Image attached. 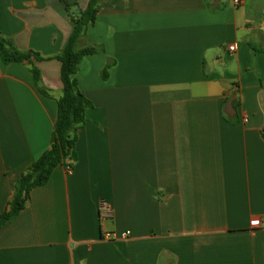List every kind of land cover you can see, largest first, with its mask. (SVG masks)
Returning <instances> with one entry per match:
<instances>
[{
    "label": "crops",
    "instance_id": "1",
    "mask_svg": "<svg viewBox=\"0 0 264 264\" xmlns=\"http://www.w3.org/2000/svg\"><path fill=\"white\" fill-rule=\"evenodd\" d=\"M73 29L61 0H0L20 51L55 57ZM86 43L74 158L0 228V264H264V0H104ZM34 64L50 95L0 58V214L59 115L62 64Z\"/></svg>",
    "mask_w": 264,
    "mask_h": 264
},
{
    "label": "trees",
    "instance_id": "2",
    "mask_svg": "<svg viewBox=\"0 0 264 264\" xmlns=\"http://www.w3.org/2000/svg\"><path fill=\"white\" fill-rule=\"evenodd\" d=\"M74 23L73 33L65 48L55 57L46 58L33 51H20L13 41L0 35V58L4 64L28 63L31 66L37 87L42 94L50 91L42 86L41 72L34 64L56 59L61 62L62 95L58 101L59 115L55 123L50 148L44 152L23 173L16 184L13 199L8 209L0 214V228L12 222L27 206L32 190L48 183L53 171L73 157L76 142L75 130L85 121L86 111L92 103L79 89L77 74L81 61L94 54L104 53L102 47L85 44L89 27L95 24L104 0H90L85 10H77L75 0H61ZM109 65L104 69L103 78L108 77ZM74 158V157H73Z\"/></svg>",
    "mask_w": 264,
    "mask_h": 264
},
{
    "label": "built area",
    "instance_id": "3",
    "mask_svg": "<svg viewBox=\"0 0 264 264\" xmlns=\"http://www.w3.org/2000/svg\"><path fill=\"white\" fill-rule=\"evenodd\" d=\"M243 3V0H234L235 5H241ZM228 49L231 53H235L236 51V45L232 44L228 46ZM112 216V211L104 203L100 204V217L101 219H107ZM252 226L254 229H264V216L262 217H256L252 221ZM131 236L130 231H125L123 233L117 234V233H104V239L106 240H127Z\"/></svg>",
    "mask_w": 264,
    "mask_h": 264
},
{
    "label": "water",
    "instance_id": "4",
    "mask_svg": "<svg viewBox=\"0 0 264 264\" xmlns=\"http://www.w3.org/2000/svg\"><path fill=\"white\" fill-rule=\"evenodd\" d=\"M77 9H78V11H81L80 7H78Z\"/></svg>",
    "mask_w": 264,
    "mask_h": 264
}]
</instances>
